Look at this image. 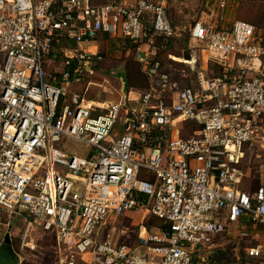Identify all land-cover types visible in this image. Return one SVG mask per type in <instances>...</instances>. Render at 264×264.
Segmentation results:
<instances>
[{"label":"built area","instance_id":"obj_1","mask_svg":"<svg viewBox=\"0 0 264 264\" xmlns=\"http://www.w3.org/2000/svg\"><path fill=\"white\" fill-rule=\"evenodd\" d=\"M243 1L206 0L189 30L205 66L191 57L188 76L154 44L180 35L166 0H0V226L51 233L57 264H193L229 224L264 236V168L241 185L245 149L264 148V44L249 21L225 24ZM104 38L128 45L146 86L87 105L72 86L94 74ZM140 210L163 228L120 240L111 220ZM245 249L264 264V241Z\"/></svg>","mask_w":264,"mask_h":264},{"label":"rangeland","instance_id":"obj_2","mask_svg":"<svg viewBox=\"0 0 264 264\" xmlns=\"http://www.w3.org/2000/svg\"><path fill=\"white\" fill-rule=\"evenodd\" d=\"M205 3L206 0H166L167 14L175 31L180 35L177 39H172L170 43L162 38L154 40V44H157L160 49L162 64L165 68L170 70L173 67L179 70L185 68L188 76H191L192 73L186 63L191 57L197 59L198 65L205 66L206 52L189 38L190 28L206 12ZM236 19H244L254 24L264 43L262 33L264 31V0H244L230 5L226 11V26ZM98 45L102 58L96 66V72L74 86L85 101L89 99L100 104L118 101L122 94V82L117 78L118 71H129L127 77L129 92L144 87L146 84L144 74L139 64L127 52L125 42L104 38L99 40ZM87 46L89 44H83V47ZM168 54L174 58H170ZM183 128V135H187L192 129L189 122H184ZM63 144L67 152L81 156L86 155L89 150L88 146L71 138L64 139ZM242 159V165L246 169V179L241 185L244 188L254 187L255 178H258L264 168V148L260 146L247 148ZM111 222L117 229L116 236L130 244L137 242L138 233L143 227L148 233L156 232V227L161 224L160 220L146 210L126 212ZM11 223L8 227L1 225L0 229L9 233L11 245L19 256V264H57L54 252L55 240L51 233L34 224L28 235L24 236L26 231L23 222L17 220ZM257 228H261V225H257ZM1 230L0 233H2ZM239 232L240 229L235 224H229L223 232L209 235L200 245L199 250L193 254V264H263L260 259L246 256L245 248L256 244L257 240L250 234L242 237ZM76 264L84 263L77 261Z\"/></svg>","mask_w":264,"mask_h":264},{"label":"water","instance_id":"obj_3","mask_svg":"<svg viewBox=\"0 0 264 264\" xmlns=\"http://www.w3.org/2000/svg\"><path fill=\"white\" fill-rule=\"evenodd\" d=\"M117 78L122 82V97L126 98V92L128 91V80L125 71H118ZM125 92V93H124ZM0 264H19V256L13 249L9 238V233H6L2 244L0 245Z\"/></svg>","mask_w":264,"mask_h":264},{"label":"crops","instance_id":"obj_4","mask_svg":"<svg viewBox=\"0 0 264 264\" xmlns=\"http://www.w3.org/2000/svg\"><path fill=\"white\" fill-rule=\"evenodd\" d=\"M254 25V24H253ZM255 26V25H254ZM258 31V30H257ZM263 33V35H264V31L262 32ZM263 43V42H262ZM264 44V43H263ZM126 47L128 46V45H125ZM90 49H92V50H94V47H90ZM128 49V48H127ZM127 52H128V50H127ZM128 53H130L131 55H132V52L131 51H129ZM102 55V54H101ZM58 65H59V67L61 66V64H60V62L58 63ZM97 66V65H96ZM95 66V68H97ZM141 70V69H140ZM96 72V71H95ZM94 72V73H95ZM142 72V71H141ZM145 77V76H144ZM145 80H146V78H145ZM90 84V82L87 84V86ZM75 85H73L72 86V88L73 89H75V87H74ZM77 90V89H76ZM131 93H134L133 91H127L126 92V94H129L130 96H131ZM122 95V94H121ZM105 104H107V103H105ZM19 221V222H23V226H25V231H26V234L24 235V236H27L28 235V232L30 231V229H32L33 228V226L31 227V228H27V226H26V222H25V220L24 219H22V218H18V219H12L11 220V222L12 221ZM10 222V223H11ZM243 222H244V219H241L240 220V222L238 223V225H242L243 226ZM12 224V223H11ZM3 226H6V225H3ZM6 227H8V226H6ZM240 229V228H239ZM1 230V229H0ZM247 230H248V233L251 235V237L252 238H256L258 241H264V236H263V234H262V226H261V228H257V225H256V227H252L251 225H247ZM2 231V233H0V236H2L3 235V239H4V236H5V234L7 233L6 232V230H1ZM10 238V237H9Z\"/></svg>","mask_w":264,"mask_h":264},{"label":"trees","instance_id":"obj_5","mask_svg":"<svg viewBox=\"0 0 264 264\" xmlns=\"http://www.w3.org/2000/svg\"><path fill=\"white\" fill-rule=\"evenodd\" d=\"M250 22V21H249ZM251 23V22H250ZM252 24V23H251ZM255 28H256V26H255ZM256 30H258L257 28H256ZM156 38L157 39H161L160 37H155L154 38V40H156ZM172 40V38L170 39H167V41L166 42H168V43H170V41ZM157 45V44H156ZM159 52H160V49H159ZM127 70H128V68H127ZM126 74H127V77H128V75H129V71H126ZM146 86V84L144 85V87ZM161 222V221H160ZM156 228H163V224H162V222H161V224H160V226H157Z\"/></svg>","mask_w":264,"mask_h":264},{"label":"bare ground","instance_id":"obj_6","mask_svg":"<svg viewBox=\"0 0 264 264\" xmlns=\"http://www.w3.org/2000/svg\"><path fill=\"white\" fill-rule=\"evenodd\" d=\"M177 59L180 60V58H177ZM181 60H184V59H181ZM85 103H86L87 105H93V104H95V103H97V102L88 99V101H85ZM98 104H100V103H98Z\"/></svg>","mask_w":264,"mask_h":264}]
</instances>
